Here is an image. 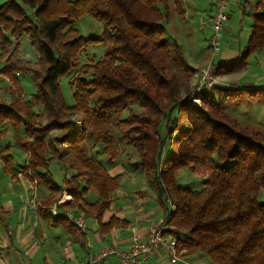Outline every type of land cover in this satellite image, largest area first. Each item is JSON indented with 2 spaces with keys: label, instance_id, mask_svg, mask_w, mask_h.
<instances>
[{
  "label": "trees",
  "instance_id": "16d2710c",
  "mask_svg": "<svg viewBox=\"0 0 264 264\" xmlns=\"http://www.w3.org/2000/svg\"><path fill=\"white\" fill-rule=\"evenodd\" d=\"M251 12V35L242 54L213 64L214 75L240 72L250 56L264 51V0H256ZM170 15L168 0H6L0 6L1 74L10 82V92L20 87L19 75L33 76L36 93L25 104L20 88L18 101L0 103V125L14 130L31 125L37 134L33 141L18 144L29 154L24 165H14L10 146L0 152L3 171L24 173L59 193L50 170L58 161L75 172L64 183L73 198L69 207L101 220L124 175L112 176L103 161L85 155L95 128V143L103 146L109 164L119 158L118 143L135 149L139 160L134 170L146 176L165 203L164 219L183 232L176 235L178 252L204 254L212 264H264V133L242 131L220 111L224 104L212 95L224 91L219 87L204 85L194 97L209 112L194 105L191 95L182 98L181 79L193 69L182 46L168 37ZM86 16L103 26L100 35L86 37L76 28ZM23 36L38 54L39 69L19 58ZM97 46L104 48V56L81 66L82 53ZM67 77L73 105L61 89ZM245 91L256 96L264 89ZM34 106L43 113L34 114ZM135 108L139 111L133 112ZM126 111L133 114L116 119ZM78 115L81 120L71 119ZM113 118L117 137L103 126ZM39 119L47 124H31ZM55 129L65 134L46 141ZM201 168L206 178L199 189L179 184L180 171ZM90 194L97 197L91 205L84 201ZM119 223L112 219L109 225Z\"/></svg>",
  "mask_w": 264,
  "mask_h": 264
},
{
  "label": "crops",
  "instance_id": "0c3cea01",
  "mask_svg": "<svg viewBox=\"0 0 264 264\" xmlns=\"http://www.w3.org/2000/svg\"><path fill=\"white\" fill-rule=\"evenodd\" d=\"M185 1L194 10L197 9L192 0ZM216 2H207L210 7L205 15L211 13L212 9L215 12ZM255 3L256 0L232 1L226 24V27H230L232 23V28L227 29V39L224 36V40L229 42L226 45L228 48L222 49L219 63L230 62L242 54L251 35V11ZM245 21L247 26L240 30V25H245ZM234 74L240 80L236 81L238 89H264V51L250 56L245 69ZM222 90L229 89L224 87ZM28 157L26 153L22 165L26 164ZM0 163L1 174L4 168L1 159ZM111 165L115 166L111 170L105 167L112 176L123 174L122 183L130 178V172L122 164ZM50 170L62 192H53L24 173L16 176L5 174V177L9 176L8 180L1 177L0 214L4 213V221L0 222V264H89L107 248L115 250L116 254L99 264H212L206 255L188 249L179 252L182 261L171 263L165 246L146 260L137 263L125 261L123 255L129 253L134 237L145 238L148 225L165 218V203L157 193L150 186L149 192L147 185L132 191L120 183L111 196L110 209L98 220L95 216H85L83 212L78 214L77 209L69 207L73 198L66 192L64 183L75 172L58 161L51 165ZM84 201L91 205L97 201V197L90 194L85 196ZM69 212L84 217V229L75 227L66 219ZM112 219L120 223L111 227Z\"/></svg>",
  "mask_w": 264,
  "mask_h": 264
},
{
  "label": "rangeland",
  "instance_id": "374dc122",
  "mask_svg": "<svg viewBox=\"0 0 264 264\" xmlns=\"http://www.w3.org/2000/svg\"><path fill=\"white\" fill-rule=\"evenodd\" d=\"M213 0H192L191 3H195L197 5V9L194 10L193 7L189 5L185 0H168V4L170 5L171 15L166 25L168 37H171V40L178 43L182 46L184 51V57L187 60L190 67L193 71L188 75L187 78L181 79L184 82V86L182 89V98H185L189 95L192 96V103L196 106H202L206 111L209 112L208 105H202L200 100H194L195 95L201 89V85H208L203 80V70L209 67L210 62L212 60V53L209 48V40L212 36V23H210L211 19L214 16L213 9L211 13L205 15V11H207L210 7L209 3ZM252 1V0H250ZM6 0H0V6L4 4ZM218 0L215 3L217 6ZM215 6V11H216ZM225 22L223 28V38L221 43V51L222 49L228 48V40L226 35L229 34L227 29L232 28V23L230 27L227 26ZM228 25V24H227ZM245 25H240V30L243 29ZM76 28H78L82 35L86 37H96L101 34L103 31V26L96 21L91 16H86L76 24ZM227 32V33H226ZM231 34V33H230ZM225 36V40H224ZM20 54L19 58L30 60L31 68L39 69L36 67V63L38 61V54L34 50L31 45L30 39L28 36H23L20 40ZM105 54V50L102 46H97L91 48L84 53H82L80 57V65L88 64L92 61L96 62L99 58L103 57ZM221 54V53H220ZM218 55L213 58V63H219L221 61V55ZM231 62V61H230ZM5 66L4 60L0 61V103L11 106L14 102L18 101V94L20 93L19 89L21 88L23 93V101L24 103H30L32 96L36 93L35 82L33 76L29 74L19 75V85L15 86L13 92L11 90V84L4 76H2L1 71ZM212 79L208 82L212 83L211 87H219L223 89L227 87V89H238L237 82L239 78L236 74H220L214 75L213 68L211 69ZM69 79L64 78L61 83V89L64 95V98L68 105L74 104L72 90L69 86ZM240 81V80H239ZM238 81V82H239ZM209 86V85H208ZM239 87V86H238ZM13 93V95H11ZM21 94V93H20ZM212 95L217 98V102L223 103V107H219L220 111L226 113L232 120L236 121L239 124V129L261 132L264 133V94H259L256 96L250 95L247 91H239L235 92L234 90L222 91V92H212ZM31 105V104H30ZM34 114H42V107L34 106ZM139 111L137 108L133 110V112ZM133 112L126 111L121 115L116 116V119H127L129 118ZM42 117V116H40ZM73 121H79L82 119L81 116H74L71 118ZM34 126H43L47 124L46 119H39L38 121H33ZM103 126H109L115 132L116 137L118 136V125L115 118L112 119L111 125L104 124ZM28 128V130H27ZM30 128V130H29ZM16 130V131H15ZM12 128L10 124L0 125V152L5 150L7 146L10 148V153L14 158V165H19L24 163V159H26V152L19 147V143H28L29 141H33L35 139V132L33 128L30 126L19 125V127ZM97 133L95 128L92 129ZM90 133L88 139L84 146L85 155L90 157H96L98 160L103 161L106 167L110 170L115 167L109 164L105 158V151L103 146L96 145L95 133ZM65 134V131L60 129L52 130L47 133L46 141H52L55 138H61ZM119 144V158L116 160V164H122L125 169H128L130 178H126L123 180V185L125 189H130L135 191L137 189H142L143 186L147 185L146 189L149 190V182L144 174L139 173L138 170H134L133 163H138L139 156L136 153L135 149L130 145H125V143ZM55 147L62 149V145L59 142L55 143ZM52 150V149H51ZM29 155V154H28ZM62 164V163H61ZM114 164V165H116ZM2 163H0V168ZM55 166L53 167V171L55 173ZM200 170H182L178 174V182L183 187H192L195 189H199L203 180L206 178V173ZM126 171V170H125ZM7 178L5 177V173L1 172L0 179ZM125 182V183H124ZM1 187V180H0ZM153 190V189H152ZM6 191L7 186H6ZM158 195V194H157ZM260 199H264V194H261Z\"/></svg>",
  "mask_w": 264,
  "mask_h": 264
},
{
  "label": "built area",
  "instance_id": "2783aa9c",
  "mask_svg": "<svg viewBox=\"0 0 264 264\" xmlns=\"http://www.w3.org/2000/svg\"><path fill=\"white\" fill-rule=\"evenodd\" d=\"M232 1L233 0H218L216 11L211 19L212 36L209 40V48L212 53V60L221 53L222 32L224 24L228 21L230 15ZM212 60L209 67L202 72L203 80H205V83H208L209 87H211L212 84L208 82L212 79L211 69L214 64ZM202 86L204 85H201V87ZM65 217L75 227L79 229L85 228V221L82 215L69 212ZM181 233L183 234V232L179 231L176 227L168 224L164 218L151 223L147 227V236L145 238H140L138 236L134 237L129 253L123 255L124 259L125 261H129V263H137L138 261L146 260L151 257L157 253L161 247L165 246L171 263L180 262L182 259L178 252L176 235ZM114 254H116L115 250L107 248L101 251V253L89 264H99L102 260Z\"/></svg>",
  "mask_w": 264,
  "mask_h": 264
}]
</instances>
